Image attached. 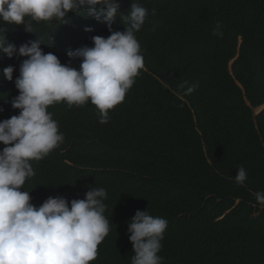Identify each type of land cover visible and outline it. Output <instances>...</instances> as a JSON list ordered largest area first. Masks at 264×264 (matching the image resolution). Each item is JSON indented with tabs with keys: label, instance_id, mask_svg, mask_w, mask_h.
Masks as SVG:
<instances>
[{
	"label": "trees",
	"instance_id": "1",
	"mask_svg": "<svg viewBox=\"0 0 264 264\" xmlns=\"http://www.w3.org/2000/svg\"><path fill=\"white\" fill-rule=\"evenodd\" d=\"M119 3L113 30H126L132 3L148 10L135 33L144 67L107 123L90 102L49 107L64 141L32 161L35 175L22 190L37 207L49 197L70 204L90 188L107 191L110 231L90 264H131L128 227L137 210L168 222L163 264H264V206L255 196L264 192V109L254 115L264 105V0ZM82 14L33 21L34 32L0 20V37L17 48L40 39L45 53L78 69L82 58L68 52L111 35L107 23ZM217 22L222 38L213 35ZM24 59L0 56V73L15 69L12 81L0 74V121L20 112L11 102ZM240 166L244 186L235 182Z\"/></svg>",
	"mask_w": 264,
	"mask_h": 264
},
{
	"label": "clouds",
	"instance_id": "2",
	"mask_svg": "<svg viewBox=\"0 0 264 264\" xmlns=\"http://www.w3.org/2000/svg\"><path fill=\"white\" fill-rule=\"evenodd\" d=\"M69 12L107 23L111 32L108 37L93 36L92 47L68 52L71 59L82 58L78 69L62 64L56 54L45 53L40 39L17 48L5 34L0 37V56L27 57L15 79L19 95L11 102L20 112L0 121V142L5 145L0 150V264H90L110 231L104 215L108 193L103 187L90 188L84 199H72L70 204L64 196L49 197L39 207L31 202L30 192L22 190L35 175L32 161L44 159L64 141L49 107L90 102L98 109L100 123H107L109 110L125 100L144 67L135 33L149 13L138 3H132L122 17L126 30L118 31L111 25L122 15L119 0H0V20L24 25L28 32H34L33 21H64ZM213 35L223 37L221 22ZM14 70L8 66L0 74L12 81ZM246 180L247 171L240 166L235 182L244 186ZM255 196L264 206V192ZM167 226L166 219L137 210L128 227L135 252L131 264H163L159 253Z\"/></svg>",
	"mask_w": 264,
	"mask_h": 264
},
{
	"label": "water",
	"instance_id": "3",
	"mask_svg": "<svg viewBox=\"0 0 264 264\" xmlns=\"http://www.w3.org/2000/svg\"><path fill=\"white\" fill-rule=\"evenodd\" d=\"M264 109V106L261 108H257L254 110V115H257L258 113H260L262 110Z\"/></svg>",
	"mask_w": 264,
	"mask_h": 264
},
{
	"label": "rangeland",
	"instance_id": "4",
	"mask_svg": "<svg viewBox=\"0 0 264 264\" xmlns=\"http://www.w3.org/2000/svg\"><path fill=\"white\" fill-rule=\"evenodd\" d=\"M264 105L260 106L259 108L263 107Z\"/></svg>",
	"mask_w": 264,
	"mask_h": 264
}]
</instances>
